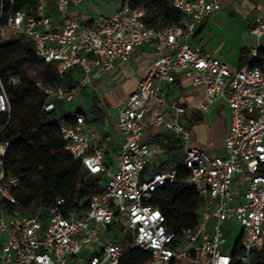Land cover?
Masks as SVG:
<instances>
[{"label": "built area", "instance_id": "obj_1", "mask_svg": "<svg viewBox=\"0 0 264 264\" xmlns=\"http://www.w3.org/2000/svg\"><path fill=\"white\" fill-rule=\"evenodd\" d=\"M51 1L55 19L46 11ZM85 1L37 0L29 10L10 11L0 25V30L28 37L36 55L54 63L60 78L72 71L73 87L34 80L44 94L45 111L54 109L56 101L79 97L99 74L112 71L117 61H128L136 48L150 47L154 58L137 89L116 107L115 127L123 140L113 170L96 143L100 130L87 126L82 113L56 122L64 148L84 170L102 177L101 190L85 202L65 209L66 199L59 196L47 208L24 212L14 195L19 178L5 175L2 167L7 142L0 143V234L6 233L0 264H121L133 248L148 252L144 264H250L253 250L264 249V55L259 54L264 49V0L248 27L252 44L242 67L191 42L203 21L220 11L219 0H165L180 11L179 20L167 25L148 23L147 9L132 7L130 0L85 24L70 15L71 8ZM176 72L202 88L203 111L218 100L226 104L229 125L222 153L189 143L190 129L181 121L186 108L165 88ZM9 110L6 94H0V111ZM149 129L169 132L182 143L186 182L203 200L192 227L168 228L162 211L152 204L154 193L175 180L177 169L142 175L159 152L156 143L144 139ZM232 219L242 230L228 252L225 230ZM115 223L123 227L115 228Z\"/></svg>", "mask_w": 264, "mask_h": 264}, {"label": "trees", "instance_id": "obj_2", "mask_svg": "<svg viewBox=\"0 0 264 264\" xmlns=\"http://www.w3.org/2000/svg\"><path fill=\"white\" fill-rule=\"evenodd\" d=\"M36 3L37 0H0V25L5 23L10 11L29 10ZM130 5L146 8L150 24L159 20L158 25H167L176 23L180 18V11L165 0H130ZM203 29L204 26H201L196 35ZM248 54V48H240L237 67L249 61ZM259 54L264 55V49H260ZM256 60L252 59L253 65ZM26 65L41 67L44 82L69 87L76 85L72 71L65 72L60 78L54 63L44 62L36 55L28 37L23 34H11L5 38L0 36V84L10 107L9 112L0 111V143L7 142L2 167L5 175L13 174L19 178L14 195L24 212L34 213L40 206L47 208L59 196L66 199L65 209H70L78 200L85 202L91 194L100 191L102 177L84 170L80 162L64 148L56 122L75 113H82L86 120L89 117L81 109L59 113L57 101L54 109L45 111L42 108L44 94L35 85V79L27 74ZM14 76L18 78L15 83L11 81ZM172 84L180 86V81L175 79ZM90 114L93 121H100L104 117L102 109L95 102ZM155 137L159 145L166 143L170 153L181 149L180 140L172 134L160 132ZM175 161V180L154 193L152 204L162 211L167 227L179 231L197 223L203 200L186 182L189 172L181 165V160ZM163 166L164 163L160 164V168ZM147 174L145 167L142 175ZM148 255L145 250L133 248L123 256L121 264H144ZM232 264L242 263L234 260ZM250 264H264V249L253 250Z\"/></svg>", "mask_w": 264, "mask_h": 264}, {"label": "crops", "instance_id": "obj_3", "mask_svg": "<svg viewBox=\"0 0 264 264\" xmlns=\"http://www.w3.org/2000/svg\"><path fill=\"white\" fill-rule=\"evenodd\" d=\"M219 2L221 5L220 10L227 9L230 7V0H219ZM119 5L120 2L119 4L112 5L109 4L107 0H96V2H94L93 0H89L81 3L80 5L74 8H71L70 15L78 18L81 22L85 24H89L92 22V18L95 15L99 13L109 14L113 12ZM242 6L246 11L254 13V17L256 16V14L259 13V0H242ZM214 16H210L208 17V19H212L214 18ZM51 17L52 19L56 18L55 15H51ZM208 19H206L205 22L200 25V27L204 26L202 32L198 35H195V37L191 39V42L195 44H200L206 52L219 57L220 59L226 61L229 65L233 67L237 66L240 48L238 50L236 49L237 56L233 62L232 59H230L231 58L230 55L226 52L227 51L225 48L226 42L214 38V33L211 30L207 31L204 34V30L206 28V23L208 22ZM249 26L250 24H248L247 26V32ZM136 49L140 50L138 52H135L136 57L139 56L141 63L142 64L144 63L143 64L144 66L141 69V72L138 76L139 77L138 82H139V80L147 73L148 69L150 68L152 60L154 58V54H153V50L147 46H142ZM132 57H131V61L130 59L128 60L130 63L131 62L133 63L134 61ZM248 58H249V54H248ZM123 62L126 61H117V65L112 71L108 73H101L97 78H104V81L107 82L110 81V78L113 77V75L116 73V70L118 71V67L121 64H123ZM132 65H134V68H136L135 62ZM176 79L180 81V86L171 83L165 86V88L172 97L178 98L181 102H183L186 108V112L182 116L181 121L184 126L190 129L191 134H190L189 143L197 147L208 149L212 154L222 153L223 152L222 136L224 132L227 130L229 125V111L226 104L224 103L223 100H218L210 105L208 111H203L200 108L201 103L204 101L202 88L199 86L190 85L179 72H176ZM138 82L136 84L134 91L137 89ZM98 91H100V89L96 90V92ZM89 92H90V87L85 88L81 91V94L79 96H81L83 93L89 94ZM97 96H98L97 99L100 102L98 105L102 109L104 117L100 121H93L92 115L90 114V110H89V112L87 113L89 118L88 120H86L87 126H93L100 130L102 136L96 141V143L103 151V158L105 157L106 154H108L109 157L113 161H115L116 155L119 152V148L123 140L122 134L115 127L116 107L121 103L116 104L112 108H108L104 104V96L101 95L99 92L97 93ZM90 100L92 103L91 104L92 107L93 98H91ZM70 112H74V111H70ZM160 132L165 133V131L162 130L149 129L144 134V139L154 142L158 145V147H160L159 143L157 142V138L155 137V134ZM163 145L167 148L166 143H164ZM164 161L166 162L167 160ZM158 169H165V166L160 168L159 165L156 170ZM5 240H6V233H1L0 247L5 242Z\"/></svg>", "mask_w": 264, "mask_h": 264}, {"label": "rangeland", "instance_id": "obj_4", "mask_svg": "<svg viewBox=\"0 0 264 264\" xmlns=\"http://www.w3.org/2000/svg\"><path fill=\"white\" fill-rule=\"evenodd\" d=\"M93 1L96 2V0ZM107 1L109 2V4L116 5L119 4V2H121L122 0ZM46 11L49 16H57V9L52 1L47 6ZM205 20L203 21V23L205 22ZM253 21L254 13L246 11L244 9V7L242 6V0H230L229 8L220 10V12L216 14L214 18L208 19L204 34L207 31L211 30L214 33V38L226 42V52L230 55V59H232V61L234 62L237 56V50L242 47L249 48V46L252 44L251 38L247 32V26L248 24H252ZM10 35V30H0V36L2 38L8 37ZM138 51L140 50H134L132 56L135 54V52ZM132 58L134 59L133 63H136V68H134L135 64L132 65V62H123V64L118 67V71L116 70V73L112 78H110V81H104V78H97L92 80L91 84L89 85V94L83 93L81 96L76 97L72 101L68 102L57 101L58 112H69L81 109L84 112L88 113L92 104L90 100L91 98H93V102L97 104L100 103L97 99L98 92L104 96V104L108 108H112L116 104L124 102L134 91L138 82V76L144 66V63H141L139 56L136 57L135 54ZM25 69L27 74L34 79L41 78L42 76L41 67H31L26 65ZM95 89H100V91L96 92ZM4 93V88L0 85V94H3L5 97ZM165 133L168 135L170 134L169 132ZM179 145H182V143L180 142ZM182 157V146L181 149H176L172 151V153H170L167 151V148L163 144H161L156 157L146 164L148 174H152L153 172H155L160 163H164L165 168H172L174 163L176 162L175 160H181ZM164 160L167 161L165 162ZM103 161L107 164L109 170H113L114 161L109 157L108 154L105 155ZM103 181H106V177L103 178ZM113 227L121 229L123 225L121 223H115ZM241 230L242 226L235 219H232V221H230L229 225L226 227L225 235L228 243V252L232 250L235 242L238 240ZM126 240L127 237H124L121 243L126 242Z\"/></svg>", "mask_w": 264, "mask_h": 264}]
</instances>
